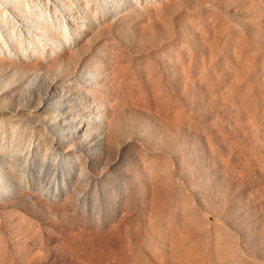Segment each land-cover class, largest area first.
Masks as SVG:
<instances>
[{"label":"rangeland","instance_id":"rangeland-1","mask_svg":"<svg viewBox=\"0 0 264 264\" xmlns=\"http://www.w3.org/2000/svg\"><path fill=\"white\" fill-rule=\"evenodd\" d=\"M0 264H264V0H0Z\"/></svg>","mask_w":264,"mask_h":264},{"label":"bare ground","instance_id":"bare-ground-1","mask_svg":"<svg viewBox=\"0 0 264 264\" xmlns=\"http://www.w3.org/2000/svg\"><path fill=\"white\" fill-rule=\"evenodd\" d=\"M83 124H85V122H83ZM71 127H74V128H75V126H73V125H72ZM75 135H76V134H75ZM76 138H77V137H76Z\"/></svg>","mask_w":264,"mask_h":264}]
</instances>
